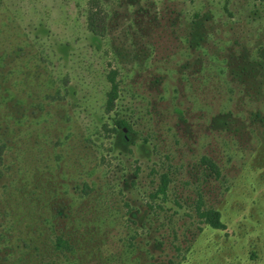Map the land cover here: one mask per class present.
I'll use <instances>...</instances> for the list:
<instances>
[{
    "label": "rangeland",
    "instance_id": "1",
    "mask_svg": "<svg viewBox=\"0 0 264 264\" xmlns=\"http://www.w3.org/2000/svg\"><path fill=\"white\" fill-rule=\"evenodd\" d=\"M90 9L107 18L98 41ZM22 45L35 49L60 93L42 90L52 103L38 107L44 116L16 125L13 147L0 141V264L17 260L23 239L49 240L36 223L52 207L44 192L64 195L63 171L78 166L63 151L70 133L119 216L114 247L132 214L148 215L152 233L139 231L144 242L158 237L162 264H264V0H1L0 53L11 54L0 71L31 100L38 82ZM113 71L120 96L107 113ZM111 116L131 124L127 142L108 130ZM164 173L166 197L152 201ZM199 204L219 209L226 228L203 223Z\"/></svg>",
    "mask_w": 264,
    "mask_h": 264
},
{
    "label": "trees",
    "instance_id": "2",
    "mask_svg": "<svg viewBox=\"0 0 264 264\" xmlns=\"http://www.w3.org/2000/svg\"><path fill=\"white\" fill-rule=\"evenodd\" d=\"M1 20L6 25L7 22L4 18H1ZM87 28L96 41L100 37L106 36L107 18H105L101 10L90 9L88 11ZM26 47L27 45L19 46L20 50L23 51L22 56L31 59V66L34 68L33 73H35L38 82L36 84L33 79L32 88L33 92H37V94L30 90L31 100L21 98L17 94L14 84L10 83L11 73L4 74L0 71V131L3 130L4 133L0 141L4 147H13L15 145L16 142L12 140L10 134L14 132L16 125L21 126L26 121L30 122L34 119L38 121L40 117L44 116L43 113H38V107H41L42 104H45V106L52 105L49 101L41 100L39 93L42 90L48 92L47 96L60 93L59 88L51 80L47 68L39 61L35 49L31 47V49L27 50L25 49ZM9 54L11 52H8L5 48L2 49L0 53V70L2 69L1 63L6 60ZM43 76L44 84L39 81ZM109 79L111 88L106 103L107 113L114 110L117 99L120 96L115 71L112 72ZM18 107L20 111L17 110ZM35 112H37L36 116L28 114H34ZM47 114L54 120V115L51 112H47ZM111 118V128L108 130L113 136L119 133L121 141L127 142L130 139L131 124L125 118H117L115 116H111ZM48 128L49 131L55 129L54 127L52 128V125ZM66 136V144L64 145L66 148L63 146V151L66 150L68 157L73 156L76 160L73 162L77 163L78 166H76L74 173L71 166L63 171L64 175L70 176V179L64 185L66 187L64 195L60 196L59 190L52 188H48L47 192L45 191L42 195L43 200L47 204L50 203L52 207L48 211L49 215L42 219L39 218L36 225L39 230H42V223L44 227L49 228L48 231H45L50 234L49 240H43L40 243L35 238H31L28 241L23 239V246L21 247L20 244H17V249L14 248V252L18 253L19 256L11 264H17L16 261L18 264H31L30 261H33L34 258H37L35 264H162L156 260L155 250L151 242V240L157 243L160 242L158 237L151 235L144 242V237L141 236L139 231L141 228H147L146 231H149V234L152 233L154 225L150 223V226H148L147 221L151 219L148 215L136 220L135 217L137 215L132 214V217L128 218V220H131V224H126L127 228L124 236L121 237V241H119L117 246H113L112 229L119 221V216L111 212L112 203H110V198L105 190L104 186L106 185L103 184V186L91 178L93 170L88 166V155L84 152L86 146L83 145L81 150L78 151L76 140L71 138L72 133L66 134ZM203 163L214 170L217 175L220 174L219 167L213 159L204 157ZM1 164H3V157L0 155V166ZM3 175V170L0 167V178ZM72 181H76L75 187L80 186L81 190L79 192L76 188L73 191L69 190ZM169 184V175L167 173L162 174L160 185L151 194L152 201L158 197L165 198ZM56 199L64 201V206L52 204ZM126 205L129 206L128 203ZM149 206L153 208L152 203ZM197 213L201 221L206 225L214 229L226 228V224L222 219V212L219 209L213 207L205 208L199 204ZM139 220L141 224L138 223ZM149 238L151 239L149 240ZM31 255L34 256L31 258Z\"/></svg>",
    "mask_w": 264,
    "mask_h": 264
}]
</instances>
